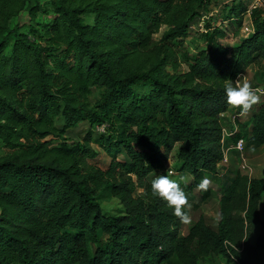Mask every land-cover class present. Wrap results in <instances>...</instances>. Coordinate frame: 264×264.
I'll return each instance as SVG.
<instances>
[{
    "label": "trees",
    "instance_id": "trees-1",
    "mask_svg": "<svg viewBox=\"0 0 264 264\" xmlns=\"http://www.w3.org/2000/svg\"><path fill=\"white\" fill-rule=\"evenodd\" d=\"M211 2L0 0V264H264V236L250 240L264 231V167L229 178L215 228L200 216L180 234L150 190L174 173L208 201L200 181L226 176L221 115L239 110L223 85L264 63V4L248 0L205 19L190 52L189 27ZM256 79L260 101L224 147H264V69ZM84 121L80 141L65 136Z\"/></svg>",
    "mask_w": 264,
    "mask_h": 264
},
{
    "label": "rangeland",
    "instance_id": "rangeland-1",
    "mask_svg": "<svg viewBox=\"0 0 264 264\" xmlns=\"http://www.w3.org/2000/svg\"><path fill=\"white\" fill-rule=\"evenodd\" d=\"M44 1V0H42ZM233 0H212L211 4L209 5L207 12H210L211 18L213 19L214 23L218 22V18L220 17L222 6H226L231 4ZM250 4H252L253 0H248ZM27 19V16L25 13H21L19 16V20L21 22H24ZM247 19H243L242 27L240 29V36L244 35L247 32ZM204 22H201L200 15L198 18H195L193 22L191 23L189 27V33L186 37V42L189 44L190 52H194V46L198 42L199 33L203 29ZM163 29L155 35V38L158 39L161 35ZM234 41H237V38H231L228 37L227 40H224V43L226 44H232ZM264 69V63L259 62V64L256 66V68H248L246 69L242 75H240L237 79L244 80L247 79L253 88L255 85H257V79L256 74L259 73L261 70ZM260 86V85H259ZM257 86V88H261ZM255 89V88H254ZM260 95L259 91L257 93ZM97 98L96 90H93V93L90 95V102L95 101ZM257 104L253 105L252 111ZM248 111L247 113H249ZM246 113V114H247ZM227 114V115H226ZM232 114L227 111L221 115L222 118V126L225 131H229L232 127V124L229 122V117H231ZM247 118V115L242 114L240 115L239 119H245ZM58 126L60 127V123H58ZM88 123L86 121L79 123L76 127L72 129H68L65 132V136L69 137L73 141H80L81 138L85 135V132L88 130ZM97 131H102L101 127H98L96 129ZM97 152L98 155L92 160V162L99 165L101 168L105 169L109 163V157L103 153L101 150H99L96 146H93ZM244 156L246 157V161L249 164L250 170L248 171H242L238 169V161H239V154L236 153L234 150L228 152V168L225 173V177L222 179L215 178L209 180V187L211 189V196L206 202H202L199 198V194L197 190L188 191L185 192L188 205L189 207H186L187 215L189 216V221L187 223L180 222L179 226V233L185 234L188 230V228L195 223V221L200 217L203 216L206 223L212 227H216L218 219H219V198L221 195V191L224 186H226L229 183V178H231L237 171L241 174H245L249 177L258 178L263 175V167H264V147H245L244 150ZM121 158V156L119 155ZM168 174V173H167ZM171 179H176L177 175L174 173H170ZM162 175V174H161ZM164 175V174H163ZM189 177L184 175L182 177L183 181H188ZM107 206V204H106ZM107 209H118L119 207L116 205L114 200L108 204ZM263 235L264 231L257 227L250 235L251 242H254L257 236ZM198 264H237L234 262L230 257L226 256H214L208 261H199Z\"/></svg>",
    "mask_w": 264,
    "mask_h": 264
},
{
    "label": "clouds",
    "instance_id": "clouds-1",
    "mask_svg": "<svg viewBox=\"0 0 264 264\" xmlns=\"http://www.w3.org/2000/svg\"><path fill=\"white\" fill-rule=\"evenodd\" d=\"M223 91L226 98V103L238 108L242 113H247L260 101V96L257 94L259 89H254L251 83L247 80L228 79L223 85ZM170 173L158 175L151 181V194L154 197L164 200L172 210L173 215L180 218L182 222L187 223L189 216L185 211L189 207L188 200L184 191L179 184L170 178ZM209 185V179L203 178L198 184V188L206 190Z\"/></svg>",
    "mask_w": 264,
    "mask_h": 264
},
{
    "label": "built area",
    "instance_id": "built-area-1",
    "mask_svg": "<svg viewBox=\"0 0 264 264\" xmlns=\"http://www.w3.org/2000/svg\"><path fill=\"white\" fill-rule=\"evenodd\" d=\"M259 4H264V0H253L251 7H255ZM249 14V13H247ZM210 15V12L207 11H201V15H200V19L201 22H205V19H207ZM241 75V74H240ZM255 89H259V88H255ZM263 90L260 88L259 89V93H261ZM242 114H246V113H242L240 110H238V112L236 113V116H232L231 118V124L232 127L229 131H225L222 128V139H221V144H223V151H222V159L219 163V167H218V175L222 176L226 173L227 168H228V152L231 150H234L236 153L239 154V161H238V169L242 170V171H248L250 170L249 164L246 161V157L244 156V150H245V141L243 138H237L235 141H233L232 143L228 144V146L224 147V140L226 137H230L233 136L234 133L237 132V125L235 122L236 118H239L240 115Z\"/></svg>",
    "mask_w": 264,
    "mask_h": 264
},
{
    "label": "crops",
    "instance_id": "crops-1",
    "mask_svg": "<svg viewBox=\"0 0 264 264\" xmlns=\"http://www.w3.org/2000/svg\"><path fill=\"white\" fill-rule=\"evenodd\" d=\"M246 18H248V17H246ZM242 74H243V73H242ZM242 74H241V75H242ZM249 114H250V113H247V114H245V115H247V117H249ZM226 115H227V114H226ZM239 117H240V116H239ZM231 118H232V116L229 117V122H230V123H231ZM231 151H233V150H231ZM229 152H230V151H229Z\"/></svg>",
    "mask_w": 264,
    "mask_h": 264
}]
</instances>
